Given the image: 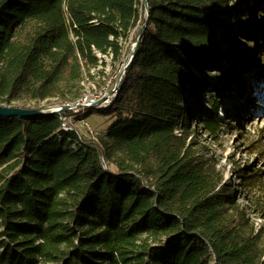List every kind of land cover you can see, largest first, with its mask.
I'll return each mask as SVG.
<instances>
[{"label": "trees", "instance_id": "trees-1", "mask_svg": "<svg viewBox=\"0 0 264 264\" xmlns=\"http://www.w3.org/2000/svg\"><path fill=\"white\" fill-rule=\"evenodd\" d=\"M233 1L0 0L1 104L76 102L102 57L115 74L121 41L145 26L113 103L92 108L113 120L106 132L0 117V264H264V227L209 145L229 81L244 80V62L218 53ZM216 70L229 80L205 107Z\"/></svg>", "mask_w": 264, "mask_h": 264}, {"label": "rangeland", "instance_id": "rangeland-1", "mask_svg": "<svg viewBox=\"0 0 264 264\" xmlns=\"http://www.w3.org/2000/svg\"><path fill=\"white\" fill-rule=\"evenodd\" d=\"M259 1L264 2V0H250L251 9H247V13L243 14L244 0H234L231 6L236 9L234 10L236 16L234 19L225 18L227 22L225 34L218 36V53L225 56L224 62L229 61V57L237 62H244L245 72L242 77L243 82L238 80L237 76L229 81L230 96L224 100L221 114L224 127L220 146L212 142L209 145L212 154L219 161L225 179L231 181L239 192L240 202L248 208L252 220L256 225L264 227V9L259 8ZM244 31L250 37L245 36ZM131 37L132 35L121 41L128 56L126 61L130 58L129 52L135 44ZM102 59L104 63L90 72L94 79L91 80L86 75L83 82L85 94H96L102 83H113L108 89L109 92H112L115 86L120 87L115 76L121 63L118 64L117 72L114 74L115 64L111 57L103 56ZM223 80H229L226 72L216 70L206 74L205 81L208 85L203 88L205 107H208L207 101L214 91L223 90L222 85H218ZM212 85L215 87L212 88ZM195 103L194 111L199 106L196 100ZM3 104L26 109L55 108L59 105L55 104V100H51L50 103L45 101L39 105L33 102ZM196 113L193 119H197L195 126L198 125L200 129L199 113ZM68 122L70 124L69 119ZM112 122L113 120L100 110L92 109L85 111L77 119L74 118V121L72 119V126L77 127L84 138L90 139L96 133L106 132ZM245 173L252 176V179L242 178ZM251 201L255 204L250 206Z\"/></svg>", "mask_w": 264, "mask_h": 264}, {"label": "built area", "instance_id": "built-area-1", "mask_svg": "<svg viewBox=\"0 0 264 264\" xmlns=\"http://www.w3.org/2000/svg\"><path fill=\"white\" fill-rule=\"evenodd\" d=\"M141 1L143 2L145 0H141ZM97 55L100 58L102 57L100 53H97ZM130 58H128V60ZM127 61L125 63H121L118 69V72L115 76V78L116 77L118 78V82L120 81L121 76L125 72L124 67H126ZM110 84L111 83H108L107 87L99 90L96 94H84L80 99H78L74 103L57 105V107H55L54 109L62 112V114L60 115L61 130L64 132H76L77 134L81 136L82 134L79 132V129H77V127L75 126H72V119L74 121V118L77 119L79 116H82L85 113V111L90 110L92 108L98 109V108H106L110 106L113 103L114 99L116 98L115 96H117L118 91H119V87L117 88L115 86L113 92H109L108 89H109ZM72 116H75V117L72 118ZM68 119L70 120V124L68 122ZM81 119H78V120H81Z\"/></svg>", "mask_w": 264, "mask_h": 264}, {"label": "water", "instance_id": "water-1", "mask_svg": "<svg viewBox=\"0 0 264 264\" xmlns=\"http://www.w3.org/2000/svg\"><path fill=\"white\" fill-rule=\"evenodd\" d=\"M145 7H146V10L148 11V3L147 1L145 2ZM145 29V26L142 28V30L140 31V34L138 36V40H136L135 44H134V47L133 49L131 50V58L127 61L126 63V67L125 68V71L127 69V67H129V65L131 64L133 58L135 57L138 51V47H137V44H138V41L140 40L142 34H143V31ZM125 73V72H124ZM124 75V74H123ZM123 75L121 76V79L120 81L118 82L120 84L121 80H122V77ZM113 92V91H112ZM46 114H56V115H61L62 112L61 111H58V110H55L54 107H39V108H34V109H26V108H21V107H12V106H5L4 104H1L0 103V117H3V118H19V119H24V118H31V117H37V116H43V115H46Z\"/></svg>", "mask_w": 264, "mask_h": 264}]
</instances>
